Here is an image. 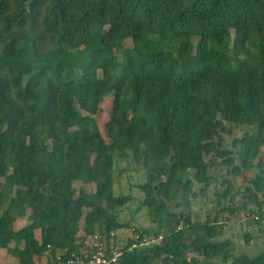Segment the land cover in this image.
I'll return each mask as SVG.
<instances>
[{"label":"trees","instance_id":"16d2710c","mask_svg":"<svg viewBox=\"0 0 264 264\" xmlns=\"http://www.w3.org/2000/svg\"><path fill=\"white\" fill-rule=\"evenodd\" d=\"M9 3L0 0V34L8 32L0 39V178L7 169L16 177L41 236L35 223L16 230L5 209L0 249L35 264L48 245L77 252L84 236L112 232L117 246L126 243L116 264H264V253L234 257L229 240L217 241L216 218L194 221L164 204L194 182L209 184L208 157L236 174L254 167L264 145V0H13L20 13ZM41 4L44 27L33 28ZM41 29L52 41L46 53L34 34ZM125 40L132 46L117 61L108 50ZM111 93L106 143L94 116L97 99ZM233 127L249 131L224 149L221 134ZM115 158H141L138 188L156 225L134 233L162 236L159 243L127 251L131 240L118 231L128 225L115 210L130 197L113 193ZM74 183L94 185V195L76 193ZM254 185L261 191L264 178ZM5 196L0 190V207Z\"/></svg>","mask_w":264,"mask_h":264},{"label":"rangeland","instance_id":"374dc122","mask_svg":"<svg viewBox=\"0 0 264 264\" xmlns=\"http://www.w3.org/2000/svg\"><path fill=\"white\" fill-rule=\"evenodd\" d=\"M43 5L37 6V9L42 11L40 12L39 19L37 18L36 22H32V25L34 23L33 28L43 29L44 27L43 20L47 14V8L43 10ZM9 8V13H20L22 10L13 4V0H10ZM28 8L29 6L23 9L26 11ZM42 29L39 32H34V34H40L37 40L40 42L39 48L44 50L43 53H46L52 50V41L50 35L48 39H43V35L47 32L42 31ZM7 33L4 27L1 31L0 39H5ZM24 33L27 34L26 32ZM191 41L195 48L196 40L193 38ZM131 46L130 41L125 40L120 44V47L111 46L108 52L113 59L121 61L123 50ZM164 46L167 50H172L171 42H164ZM28 80H30L29 77L22 76L19 87L24 88V84ZM32 88L34 87L32 86ZM11 93L17 99H20L18 98L20 96L18 90H12ZM114 98L115 95L111 93L98 98L96 101L97 112L94 117L106 143L111 141L109 122ZM246 131H249V128L233 127L231 134L223 132L221 134L223 139L222 147L224 149H232L231 143L234 137H240ZM206 161L212 163L208 169L209 176L211 177L209 184L203 186L194 182L191 192H186L182 189V192L178 195L164 200L168 212L178 215L179 213L186 214L189 211L194 221H205L207 218L213 221L216 218L215 223L218 230L216 240H229L230 253L234 257L246 255L253 258L264 253V187L261 191H258L254 185L257 174L264 178V145L261 147V152L254 161V167L248 171L242 169L240 174L234 172L233 166L222 164V160L219 158L215 160V163L211 161V157H208ZM234 165L238 166L239 162L235 161ZM145 180L146 171L142 166L141 158L138 160L115 158L113 193L115 196L130 197L127 204L119 206L115 210L117 221L123 225H128V227L118 231L119 235L121 233L124 236V239H126V235L129 237L133 234L136 229L143 230L156 225V222L149 215L147 208L142 205L143 194L138 185L144 183ZM227 182L230 184L231 190L227 196H224V192L228 187ZM73 185L76 193L79 192V188H82L87 193L94 195L95 186L92 184L74 183ZM202 187H204L203 190ZM18 189H20L18 180L11 170L7 169L5 175L0 178V190L6 192L4 202L0 207V213L5 209L10 211V215L14 218V228L16 230L35 223L37 228L34 231V235L40 240L41 225L37 215L27 206L25 198H19L16 195ZM94 202L103 205L96 198ZM80 225L82 226V222ZM82 234L83 232L80 230L78 235ZM121 243H124V240L121 239ZM10 247H14V244H11ZM191 255L193 253L190 252L188 256ZM44 262L45 259L43 257L35 258V264H44ZM0 264H19V261L8 250L0 249ZM199 264L206 263L199 258ZM208 264H218V261L215 259Z\"/></svg>","mask_w":264,"mask_h":264},{"label":"built area","instance_id":"2783aa9c","mask_svg":"<svg viewBox=\"0 0 264 264\" xmlns=\"http://www.w3.org/2000/svg\"><path fill=\"white\" fill-rule=\"evenodd\" d=\"M114 237L112 232L84 236L79 242L77 252H69L67 249L53 250L48 245L44 253V264H116L124 253L122 248H125L126 243L124 241L123 245L117 246ZM129 239L131 242L126 248L127 251L159 243L162 236H146L141 239L133 232Z\"/></svg>","mask_w":264,"mask_h":264}]
</instances>
